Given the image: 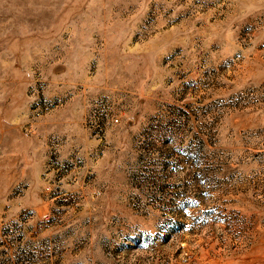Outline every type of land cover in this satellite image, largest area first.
<instances>
[{"label":"rangeland","instance_id":"374dc122","mask_svg":"<svg viewBox=\"0 0 264 264\" xmlns=\"http://www.w3.org/2000/svg\"><path fill=\"white\" fill-rule=\"evenodd\" d=\"M0 264H264V0H0Z\"/></svg>","mask_w":264,"mask_h":264}]
</instances>
